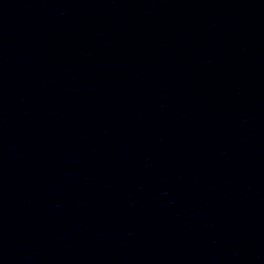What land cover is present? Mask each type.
I'll return each mask as SVG.
<instances>
[{"label": "water", "instance_id": "95a60500", "mask_svg": "<svg viewBox=\"0 0 264 264\" xmlns=\"http://www.w3.org/2000/svg\"><path fill=\"white\" fill-rule=\"evenodd\" d=\"M0 264H264V0H0Z\"/></svg>", "mask_w": 264, "mask_h": 264}]
</instances>
